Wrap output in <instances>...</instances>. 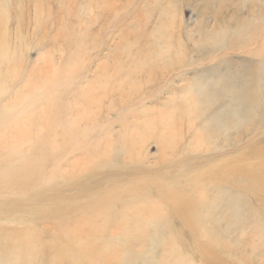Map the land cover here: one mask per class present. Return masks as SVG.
Instances as JSON below:
<instances>
[{
  "label": "rangeland",
  "instance_id": "1",
  "mask_svg": "<svg viewBox=\"0 0 264 264\" xmlns=\"http://www.w3.org/2000/svg\"><path fill=\"white\" fill-rule=\"evenodd\" d=\"M238 7L222 6L218 0H0V80L7 90L0 92V156L5 149L24 151V161L31 164L41 184L34 188L39 197H4L0 208L21 202L46 210L80 207L86 214L96 195L77 189L75 173L88 180L98 174H118L120 179L108 182L112 188H140L164 178L170 161L187 157L222 165L227 155L241 169L256 167L264 172V155L252 152L264 148L262 112L256 113V121L231 132L228 150H223L222 137L205 145L199 134L201 120L195 119L200 111L194 104L197 77L217 79L249 67L256 73L252 89L264 99V90L257 87L264 78L258 65L264 60V0H246ZM238 9H243L241 16L249 19V26L228 32L223 40L207 37L221 11L231 16ZM182 97L194 105L183 107ZM164 127L185 133L187 143L166 140L180 151L160 149ZM188 143L192 147L181 149ZM116 154L120 166L99 169ZM139 168L146 174L129 176ZM209 193L201 191L200 196L207 199ZM257 194L244 189L235 193L259 211L246 226L248 235L264 225V194ZM141 195L144 202L164 210L165 202L155 200L153 189ZM122 211L132 212L129 207ZM85 214L78 216L83 218L79 231L86 234L59 238L60 246L54 244L56 230L65 227V221L46 217L36 223L41 233L37 252H90L96 247L92 264H121L133 254L137 256L134 264H255L234 255L248 256L253 246L256 252H264L256 238L236 244L238 235L233 231L229 237L210 240L199 233L196 238L176 220L169 223L170 212L162 224L161 234L166 235L147 234L151 227L144 223L147 217L132 213L108 227L113 237L99 240L101 222L94 224L89 219L92 214ZM193 222L199 231L206 226L201 231L204 235H217L213 223L199 216ZM23 228L14 220H0V229L8 236L0 238V252L13 251L18 243L13 233ZM135 231L143 236L134 235ZM207 241L219 245L214 249L217 257L200 253ZM101 252L106 253L104 257ZM254 261L263 264L264 258Z\"/></svg>",
  "mask_w": 264,
  "mask_h": 264
},
{
  "label": "bare ground",
  "instance_id": "2",
  "mask_svg": "<svg viewBox=\"0 0 264 264\" xmlns=\"http://www.w3.org/2000/svg\"><path fill=\"white\" fill-rule=\"evenodd\" d=\"M218 1L222 6H229L230 4L239 7L242 2H246V0ZM236 2L238 3L237 5ZM242 10L243 9H238L236 15L231 16H225V12L222 13L221 11L217 16L218 18L213 28L207 33V37L221 40L225 38L228 32L234 31V33H238L246 26H249L251 22L249 23V19L247 20L241 16ZM233 25H235V27ZM4 62L5 60L1 61L2 64ZM258 65L264 70V60ZM228 73L229 75H224L217 79H202V77H197L195 81L197 90L194 92L196 96L194 104L197 105L200 110L196 112L197 115L196 118H194L196 121L201 120L202 124L199 134L203 135L205 145L211 144L222 137L224 140L223 150H228L231 147V132L238 131L248 122L256 121V113L258 111H260V113L262 112L260 120L261 123H264V99L259 97L252 89V85L256 84V73L251 72L249 67H240L236 71ZM3 87L0 80V92L2 91L5 94L7 90ZM257 87H261L264 90V78L259 80ZM2 88L4 90H1ZM180 100L182 101L181 105L183 107L185 104L194 105L191 101L187 103L183 97ZM25 102L27 103V101ZM22 104L23 103H21V105ZM213 107L214 110L202 119V116L206 115ZM152 125L153 123L150 127ZM164 128L165 130L161 140V143L162 141H164V143H162V148L160 149L162 151H180L179 147L174 146V144L173 146L169 145L166 140H170V143H175L177 140L181 143L183 141L185 142L187 140L185 133L181 131L177 132L170 127ZM194 134L197 138L198 133L195 132ZM45 140L47 141V139ZM67 142L69 143V141ZM47 145L48 144L45 145L44 143V147ZM190 147H192V144L188 143V145L181 149L185 150ZM46 150L47 149H45V151ZM23 152L24 151L21 149L19 151H9L5 149L4 153L0 156L3 158L0 166V200L4 197L22 196L24 198H36L40 196V192L35 191V189L39 188L41 185L40 180H38V174L31 168L30 163L24 161V157L26 156L23 157ZM252 152L264 155V148H256V150ZM118 157L119 156L116 154L113 161L101 164L99 169L108 166L111 168H115L118 165L120 166L119 160H117ZM224 157L225 159H223L224 162L222 165L216 164L211 159L206 160L198 156L180 159L178 162L170 161L166 167L170 172L166 173V175L163 176L164 178L150 180L145 184L149 187L142 185L140 188H134V186L131 185L125 186L124 189H120L121 187L112 188L108 185V182L120 179L121 176L118 174H98L97 178L91 177L93 180H88L87 177L81 178L78 173H75L77 177L74 180V185L77 189L80 192L92 193L93 196L96 195L93 202L88 205L89 213L86 214L80 211V207L46 210L44 208L35 207L29 203L23 204L20 202L21 204H15L14 202H9L6 204L8 207L0 208V220H14L16 223L24 225L25 228L16 229L14 231L13 234L17 236L18 243L13 248L12 252H0V264H92L96 258L91 255V252L96 250V247L91 248L90 252H37L39 250L38 244L41 241L39 237L41 233L38 231L36 223L42 222L46 217L65 221V227L61 225L56 230L58 239L54 244L55 246H60L58 242L60 241L59 238H68L71 235L81 237L86 234L85 230L79 231V223L83 220L81 217L83 214H85L86 217L88 214H92V217L89 219L94 224H96V222H101V230L97 236L99 240L105 239L106 241L107 237H113L112 234L108 232V227L115 222H119V218L120 220L124 219L125 215H132V213H134V215L138 213L141 217H147L144 219V223L152 227L148 229V232L146 231L147 234H151L152 236L157 234L166 235L161 234L163 231L162 224L163 221L168 219V217L165 216L166 213L170 212L173 217L168 219L169 223H171V220H176L182 227V230H185L189 235L196 236L200 233V237L203 235L206 239L211 240L214 237L218 239L217 236L219 235L229 237V232L233 231L235 235H238V238H235L236 244H241L246 238H256V243H259L260 246H264L263 224H260L258 230H254V237H250L254 235L253 233L247 234L248 224L251 223L254 216H259V211L253 208L250 202L246 201L243 196L238 197L240 200H237V195H235L236 189L256 192L259 195L264 194V172L262 168L256 167L241 169L235 166L234 161L232 162V160L226 158L227 155ZM17 158H19L18 162H15ZM172 164H174L173 167L175 166L174 170H170ZM141 170L142 169L131 172L129 176L146 174L144 170ZM181 184L184 185L181 186ZM48 188L53 189L51 186ZM152 189L154 193H156L155 200L162 203L165 202L164 210L166 213L163 208L158 210L155 209L154 206L149 205L151 203H147V201L144 202L145 199L143 200L141 192H150ZM201 191L210 192L207 199L201 198ZM102 194L106 195L100 197L99 195ZM151 198L149 200H151ZM56 200L54 198L53 202ZM166 200L170 201L172 204H167ZM192 200H196V203L192 204ZM237 201H240L241 204L237 203ZM128 202L137 204H131L129 206ZM2 203H4V201ZM124 207H129L132 212H123L122 208ZM152 213H156L155 215L158 216H151ZM78 214L81 216H78ZM198 216L206 222L209 221L213 223L217 235H204L202 229L206 227L205 225H202L199 231L198 224L193 222V219H196ZM232 224H237L239 227L235 229L231 227ZM4 233L5 232L0 229V238L7 236V234ZM133 234L136 236H143V233L138 231L133 232ZM5 238L7 239L8 236ZM156 238H158V236ZM196 238L198 237L196 236ZM34 239L36 241H32ZM218 246L212 241H207V243H203L200 247L202 249L200 253L202 256L210 255L217 257L218 252H214V249ZM105 248L107 250L108 247ZM101 249L102 248H100V250ZM103 250L105 249L103 248L101 251ZM226 250L228 252L232 251L229 247ZM252 250L253 251L249 252L248 256H242L238 253L233 255L239 257L241 261H244V257H246V259L248 258V262L256 264L254 261L255 258H264V252H256L255 246H253ZM105 254V252L100 253L102 257H104ZM136 257L137 256L134 254L128 258L126 257L122 260L121 264H134L137 259Z\"/></svg>",
  "mask_w": 264,
  "mask_h": 264
}]
</instances>
